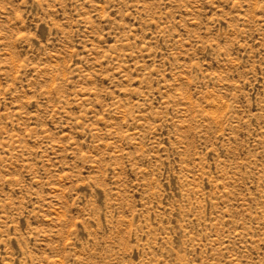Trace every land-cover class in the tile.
<instances>
[{
	"label": "rangeland",
	"instance_id": "1",
	"mask_svg": "<svg viewBox=\"0 0 264 264\" xmlns=\"http://www.w3.org/2000/svg\"><path fill=\"white\" fill-rule=\"evenodd\" d=\"M0 264H264V0H0Z\"/></svg>",
	"mask_w": 264,
	"mask_h": 264
}]
</instances>
